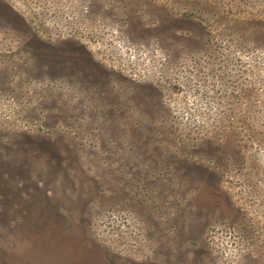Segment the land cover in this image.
Returning a JSON list of instances; mask_svg holds the SVG:
<instances>
[{
	"label": "rangeland",
	"instance_id": "obj_1",
	"mask_svg": "<svg viewBox=\"0 0 264 264\" xmlns=\"http://www.w3.org/2000/svg\"><path fill=\"white\" fill-rule=\"evenodd\" d=\"M0 264H264V0H0Z\"/></svg>",
	"mask_w": 264,
	"mask_h": 264
}]
</instances>
